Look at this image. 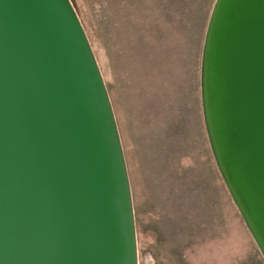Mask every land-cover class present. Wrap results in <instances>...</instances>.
<instances>
[{"label": "water", "instance_id": "obj_1", "mask_svg": "<svg viewBox=\"0 0 264 264\" xmlns=\"http://www.w3.org/2000/svg\"><path fill=\"white\" fill-rule=\"evenodd\" d=\"M202 100L264 252V0H216ZM0 264H139L111 97L71 0H0Z\"/></svg>", "mask_w": 264, "mask_h": 264}, {"label": "rangeland", "instance_id": "obj_2", "mask_svg": "<svg viewBox=\"0 0 264 264\" xmlns=\"http://www.w3.org/2000/svg\"><path fill=\"white\" fill-rule=\"evenodd\" d=\"M71 1L114 107L138 263L264 264L219 169L204 115L201 63L216 0Z\"/></svg>", "mask_w": 264, "mask_h": 264}, {"label": "trees", "instance_id": "obj_3", "mask_svg": "<svg viewBox=\"0 0 264 264\" xmlns=\"http://www.w3.org/2000/svg\"><path fill=\"white\" fill-rule=\"evenodd\" d=\"M212 12V11H211ZM210 18V17H209ZM205 34H206V32H205ZM121 43V42H120ZM120 43H117L116 45H115V48L116 49H118V52H119V54H120V57L122 58V52L124 51V48L120 45ZM124 60H126V59H124ZM155 66V65H154Z\"/></svg>", "mask_w": 264, "mask_h": 264}]
</instances>
